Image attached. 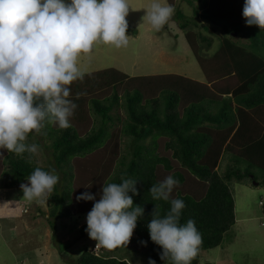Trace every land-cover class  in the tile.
<instances>
[{
	"label": "trees",
	"instance_id": "1",
	"mask_svg": "<svg viewBox=\"0 0 264 264\" xmlns=\"http://www.w3.org/2000/svg\"><path fill=\"white\" fill-rule=\"evenodd\" d=\"M196 1L197 6L190 0L192 16L177 8L175 19L206 81L179 73L131 76L117 68L88 72L83 81L70 86V99L77 105L70 118L72 127L60 129L46 123V147L63 173L62 182L50 195L53 229L58 219L92 209L95 201L76 199L81 193L90 192L98 200L104 183H121L122 176L136 180L139 195H129L135 205L143 206L144 214L134 229L135 249L146 251L147 264L150 258L165 264L162 248L151 240L147 225L156 204L161 216L171 205L152 200L149 189L172 175L179 185L171 198L186 204L180 223L194 219L202 234V244L190 264H201V252L219 246L236 223L231 182L246 177L258 180L257 169L264 184V30L246 24L245 0ZM168 2L175 7V0ZM219 24L226 34L242 33L248 43L242 45L223 35ZM209 34L219 36L221 44L206 57L201 49L202 43L212 46ZM121 107L126 110L123 116ZM114 109L119 117L113 115ZM125 137L131 142L123 154ZM2 150L0 188H21L39 165L34 157L28 162V153L17 156ZM226 153L232 155V163L221 174L218 168ZM41 168L50 171L54 167ZM86 228L87 223L81 226L82 234H87ZM141 241H147L146 246ZM102 249L101 253L84 249L78 264H131Z\"/></svg>",
	"mask_w": 264,
	"mask_h": 264
},
{
	"label": "clouds",
	"instance_id": "2",
	"mask_svg": "<svg viewBox=\"0 0 264 264\" xmlns=\"http://www.w3.org/2000/svg\"><path fill=\"white\" fill-rule=\"evenodd\" d=\"M129 9L128 0H0V149L17 156L28 153L31 163L40 146L26 142L29 133L40 134L46 123L72 127L70 118L77 105L70 99V86L86 75L78 66L79 57L91 53L98 42L127 46ZM144 9L143 19L157 31L175 12L173 5L160 0H152ZM242 14L248 26L264 30V0H245ZM59 180L56 169L37 166L27 176L28 183L20 186L23 198L42 203ZM121 180L104 183L98 200L90 192L76 197L95 201L85 231L98 242L96 248L127 245L144 214L143 206L135 205L129 195H139L137 181L123 176ZM254 183L261 184L255 179ZM178 185L179 180L168 175L149 189L152 200L171 205L161 216L156 204L147 225L151 240L162 248L165 264H190L202 244L194 219L180 223L186 204L171 198ZM141 243L146 246L147 241ZM149 264L156 261L150 258Z\"/></svg>",
	"mask_w": 264,
	"mask_h": 264
},
{
	"label": "rangeland",
	"instance_id": "3",
	"mask_svg": "<svg viewBox=\"0 0 264 264\" xmlns=\"http://www.w3.org/2000/svg\"><path fill=\"white\" fill-rule=\"evenodd\" d=\"M160 2L170 4L168 0ZM128 3L130 9L126 17L129 25L127 46L117 48L111 44L96 43L91 53L81 54L79 57L78 66L81 70L88 73L117 68L131 76L179 73L206 81L184 30L180 27L179 20L175 19L177 8L192 16L194 4L197 6L199 2L194 0L192 5L190 0H175L174 14L159 31L146 18L143 19L146 15L144 8L149 7L152 0H128ZM199 20L204 21L201 18ZM218 28L223 35L229 36L235 42L242 45L248 43V38L242 33L234 31L236 34H226L223 24H219ZM210 35L208 36L212 46L206 44L207 42L202 43L201 54L206 57L214 54L221 44L219 36ZM123 100L122 98L121 102ZM120 110L119 114L123 116L126 110L124 107ZM119 114L116 109L113 110L115 117H119ZM27 140L30 144L36 143L40 146L39 155L33 156L34 161L41 167H54L60 177L58 183H61L63 173L53 160L50 148L46 147L49 142L44 139V131L40 134L33 131L31 136H27ZM130 142L131 138H124L123 154L127 152ZM230 157L232 155L228 153L223 155L218 168L221 174L232 163ZM2 162L3 160L0 164ZM240 166L246 167L245 164ZM254 172L258 177L256 181L261 182L262 173L257 169ZM231 186L235 197L236 223L219 246L201 252L200 263L264 264V184H255L253 177H246L242 181L234 179ZM53 192L54 190L43 198L41 203L36 199H24L21 188H0V264H78L77 258L84 249L102 252V247L96 248V240L91 239L88 233H81L80 228L87 223L88 212L60 218L56 221V229L51 227L48 213L51 207L50 195ZM135 240L133 232L127 245L109 249L112 253L107 250L104 252L118 258H127L131 264H147L148 255L146 251L135 249Z\"/></svg>",
	"mask_w": 264,
	"mask_h": 264
}]
</instances>
